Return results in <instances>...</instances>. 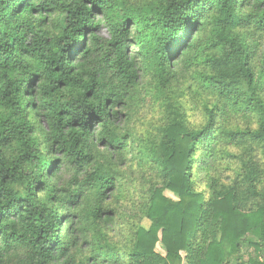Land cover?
<instances>
[{"label":"trees","instance_id":"obj_1","mask_svg":"<svg viewBox=\"0 0 264 264\" xmlns=\"http://www.w3.org/2000/svg\"><path fill=\"white\" fill-rule=\"evenodd\" d=\"M32 1L0 0V264H264V66L255 73L239 32L264 35V0H159L142 14L111 0ZM52 9L63 24L48 36L42 15ZM146 68L161 87L176 69H200L235 121L204 104V124L188 126L180 104L166 103V126L141 143L161 179L149 226L121 249L105 205L131 138L121 116ZM201 147L216 159L197 190ZM245 241L256 253L246 262Z\"/></svg>","mask_w":264,"mask_h":264},{"label":"rangeland","instance_id":"obj_2","mask_svg":"<svg viewBox=\"0 0 264 264\" xmlns=\"http://www.w3.org/2000/svg\"><path fill=\"white\" fill-rule=\"evenodd\" d=\"M38 5L36 0L32 1ZM112 7L115 11L124 14L132 12L142 14L150 8L157 6L159 0H111ZM246 12V9L241 11ZM28 16L29 11L25 12ZM35 18L39 16L34 14ZM45 17L42 23V30L48 35L53 36L58 34L63 24V18L60 12L50 10L49 14L42 15ZM97 18H101L98 16ZM207 28V26H206ZM133 30V29H132ZM243 33L244 38L250 50V64L255 73L259 72L264 66V35L259 36L254 29L248 30L241 27L239 30ZM99 33L106 37L107 32L104 27H101ZM201 38L205 39V35L201 34ZM132 52V51H131ZM200 69H197L198 71ZM196 71L192 68L188 71L176 69V77L170 80L168 84L161 87L160 79L154 74L151 69L140 70L139 81L136 86V97L130 105V115L121 116L120 129L122 133L125 131L131 135L130 143H128V153L126 163L123 166H118V178L116 180V190L106 203L107 208H111L114 214V225L109 230L108 235L111 238L112 245L119 248H124L132 239L136 229L139 227L148 228L149 221L146 218V208L151 189L160 184L159 168L153 164L150 159L146 158V151L141 147V143L150 136H156L162 127L168 122V111L166 109L167 102L180 104V112L184 116L188 126H201L204 124L206 116L204 112V104L211 106L215 105L217 118L220 121L232 120L235 121L233 114H227L223 111V104L218 102L216 98L206 89L196 75ZM262 97L264 98V88L262 89ZM179 103V104H178ZM30 118L35 120V115L30 114ZM238 123L239 122H235ZM38 130L34 136L43 147V134L40 122ZM8 146V145H7ZM14 146V144H13ZM214 148L210 147L207 150L199 148L194 156L192 173L197 190H203L205 183V168L212 165L215 156H207L206 153L213 154ZM9 153V151H7ZM12 151L7 154V158L11 157ZM215 157V158H214ZM224 158L219 159V165H224ZM218 162V159L216 160ZM224 166L221 170H224ZM223 178L228 176L227 171H221ZM63 181H68L69 178L62 175ZM250 240V239H248ZM253 240V239H251ZM242 259L246 262L249 256H255L256 253L248 245V241L241 244ZM231 264H238L233 261Z\"/></svg>","mask_w":264,"mask_h":264}]
</instances>
